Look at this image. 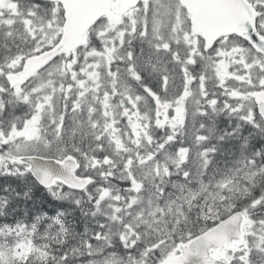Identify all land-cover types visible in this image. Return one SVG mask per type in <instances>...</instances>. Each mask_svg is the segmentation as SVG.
<instances>
[{"label":"snow or ice","instance_id":"snow-or-ice-1","mask_svg":"<svg viewBox=\"0 0 264 264\" xmlns=\"http://www.w3.org/2000/svg\"><path fill=\"white\" fill-rule=\"evenodd\" d=\"M0 264H264V0H0Z\"/></svg>","mask_w":264,"mask_h":264}]
</instances>
